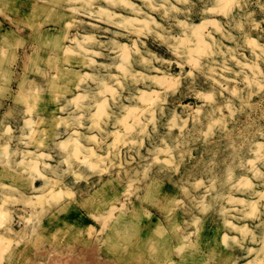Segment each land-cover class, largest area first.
Here are the masks:
<instances>
[{
  "label": "rangeland",
  "instance_id": "1",
  "mask_svg": "<svg viewBox=\"0 0 264 264\" xmlns=\"http://www.w3.org/2000/svg\"><path fill=\"white\" fill-rule=\"evenodd\" d=\"M5 169L0 264H264V0H0Z\"/></svg>",
  "mask_w": 264,
  "mask_h": 264
},
{
  "label": "crops",
  "instance_id": "2",
  "mask_svg": "<svg viewBox=\"0 0 264 264\" xmlns=\"http://www.w3.org/2000/svg\"><path fill=\"white\" fill-rule=\"evenodd\" d=\"M14 120V119H12ZM0 175L2 176V179L4 180V183L12 185H20L21 184V178L19 175L13 171V169H5L2 172L0 171ZM38 182V179L34 184ZM17 188V187H16Z\"/></svg>",
  "mask_w": 264,
  "mask_h": 264
},
{
  "label": "bare ground",
  "instance_id": "3",
  "mask_svg": "<svg viewBox=\"0 0 264 264\" xmlns=\"http://www.w3.org/2000/svg\"><path fill=\"white\" fill-rule=\"evenodd\" d=\"M199 25H200V24H199ZM198 27H199V26H196L195 29L198 28ZM193 30H194V29H193Z\"/></svg>",
  "mask_w": 264,
  "mask_h": 264
}]
</instances>
